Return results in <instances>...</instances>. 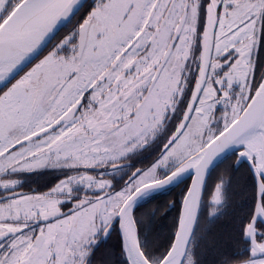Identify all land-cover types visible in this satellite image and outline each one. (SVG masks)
I'll return each instance as SVG.
<instances>
[{
	"label": "snow or ice",
	"instance_id": "6c2138e0",
	"mask_svg": "<svg viewBox=\"0 0 264 264\" xmlns=\"http://www.w3.org/2000/svg\"><path fill=\"white\" fill-rule=\"evenodd\" d=\"M0 264H264V0H0Z\"/></svg>",
	"mask_w": 264,
	"mask_h": 264
},
{
	"label": "trees",
	"instance_id": "16d2710c",
	"mask_svg": "<svg viewBox=\"0 0 264 264\" xmlns=\"http://www.w3.org/2000/svg\"><path fill=\"white\" fill-rule=\"evenodd\" d=\"M33 179H35L38 183H43V182H45L47 179H50V177H35V178H33ZM33 186H35V185H33ZM164 201H165V200H164ZM164 201H163V197H162V198L160 199V204L162 205V204L164 203ZM170 220H171V219H170ZM170 220L168 221V220H165V219L163 218V222H162V221H160V220L157 219V221H158V223H159V225H160V230H161L162 233L167 231V228H168V225H169V223H170Z\"/></svg>",
	"mask_w": 264,
	"mask_h": 264
},
{
	"label": "flooded vegetation",
	"instance_id": "af4514ba",
	"mask_svg": "<svg viewBox=\"0 0 264 264\" xmlns=\"http://www.w3.org/2000/svg\"><path fill=\"white\" fill-rule=\"evenodd\" d=\"M167 199H170V197H163V201H164V200L166 201ZM157 203L160 204V200H158V201H154V202H153V205H154V204H157ZM151 206H152V205H149V207H151ZM163 211H164V208H163V204H162V205H161V214L163 213ZM157 219L163 222V219H161V215H160V214H158ZM164 219L169 221V220L171 219V214H169V216L166 217V218H164Z\"/></svg>",
	"mask_w": 264,
	"mask_h": 264
}]
</instances>
